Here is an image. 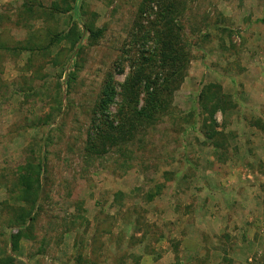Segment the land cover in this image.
<instances>
[{
  "label": "rangeland",
  "instance_id": "obj_1",
  "mask_svg": "<svg viewBox=\"0 0 264 264\" xmlns=\"http://www.w3.org/2000/svg\"><path fill=\"white\" fill-rule=\"evenodd\" d=\"M64 1L0 0V264H264V0H179L183 79L156 123L101 157L85 147L106 75L118 92L135 84L143 106L157 8L82 0V23L103 35L48 54L47 34H67L71 15L43 10ZM211 86L231 99L215 123L201 102ZM41 159L34 205L17 179ZM24 208L34 220L22 229Z\"/></svg>",
  "mask_w": 264,
  "mask_h": 264
},
{
  "label": "trees",
  "instance_id": "obj_2",
  "mask_svg": "<svg viewBox=\"0 0 264 264\" xmlns=\"http://www.w3.org/2000/svg\"><path fill=\"white\" fill-rule=\"evenodd\" d=\"M65 9L58 7L55 3L49 11V14L54 12H62L70 16L71 28L65 35H57L54 33L47 34L46 46L43 51L48 53L52 48L59 45L64 40L75 39L73 45L80 42L83 38L89 36L90 40H97L103 35V31L96 30L94 25H84L81 21L83 3L82 0H65ZM30 11L34 10L31 5ZM157 8V21L150 27L149 33L152 34V42L155 46V51L150 62L158 63V71L155 73L156 78L153 80L152 75L149 76L144 84L143 93L144 104L140 107V93L137 92L136 86L125 84L121 92L117 91V84L114 76L109 73L106 75L104 86L92 114L91 130L86 143V152L90 155L101 157L109 152L110 148L120 146L131 141L137 131V127L142 122L156 123L159 115L167 107V97L171 86L177 84L183 79V73L186 71L189 59L186 47L181 41L180 33L183 29L177 22L178 17L184 15L185 7L179 0H145L140 8V16L148 14L151 9ZM150 13V12H149ZM148 34V33H147ZM149 34V35H150ZM29 44L23 47L18 44L14 48H6L13 54L19 55L22 51L29 49ZM32 49V48H30ZM145 57V53L143 54ZM70 64V63H69ZM140 75L141 83L143 81ZM162 77V78H161ZM161 81V82H160ZM131 80L128 82L130 83ZM215 90V91H214ZM120 97L122 102L119 104L118 115L114 116L111 112V107L115 104L117 97ZM202 103H206L205 109L209 114V118L215 123L214 116L222 110L230 107L231 99L229 96L223 95L219 88L208 87L202 93ZM212 102L213 106L208 108L207 103ZM120 119L119 123L117 119ZM216 131L208 136L213 140L216 148L220 145L215 142ZM18 186L21 188V193L29 195L31 204L36 203L39 194L42 190V181L45 171V162L43 159L38 160V163L33 166L29 165L19 169ZM153 195L150 197L152 198ZM32 211L21 209L20 215H16L15 221L22 225V229L28 223V220L33 221L34 216ZM19 235L14 233L9 238V243L13 250H17ZM10 260V259H9Z\"/></svg>",
  "mask_w": 264,
  "mask_h": 264
}]
</instances>
